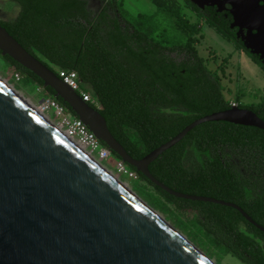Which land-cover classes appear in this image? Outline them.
Returning <instances> with one entry per match:
<instances>
[{"label": "trees", "instance_id": "trees-1", "mask_svg": "<svg viewBox=\"0 0 264 264\" xmlns=\"http://www.w3.org/2000/svg\"><path fill=\"white\" fill-rule=\"evenodd\" d=\"M11 1L20 6V12L13 19H0V24L58 76V69L76 70L82 87L101 102L98 110L112 134L136 159L173 138L197 118L232 107L223 96L220 80L206 67L190 41L172 47L157 41L152 14L135 15L118 0L109 1L98 14L91 0ZM178 1L151 0L157 11L168 12L192 38L200 32L199 26L180 12ZM182 1L209 27L249 53L224 15L216 10L205 15L191 0ZM177 47L188 49V59L177 62L165 54L167 49ZM2 56L15 72L42 86L45 96L54 98L76 116L52 88L45 87L42 79L10 56ZM260 66L264 69V64ZM237 105L253 110L264 120V97L258 106ZM220 144L240 152L246 174L233 166L237 161L224 164L205 160L210 149ZM190 153L196 160H188ZM129 167L167 202L193 213V223L220 254H230L243 264H264V232L236 209L177 198ZM149 169L176 191L237 203L264 227L263 130L223 121L203 123L159 156ZM157 203L165 206L159 199Z\"/></svg>", "mask_w": 264, "mask_h": 264}, {"label": "water", "instance_id": "water-1", "mask_svg": "<svg viewBox=\"0 0 264 264\" xmlns=\"http://www.w3.org/2000/svg\"><path fill=\"white\" fill-rule=\"evenodd\" d=\"M199 8L231 5L237 37L245 47L264 36V8L250 0H191ZM262 20V24L256 26ZM244 39V38H243ZM261 44V43H260ZM0 51L43 80L112 152L154 185L177 198L237 209L264 232L241 206L176 191L149 166L197 126L229 122L264 131V120L238 105L197 118L141 159L132 157L110 131L106 118L28 52L0 24ZM0 264H214L120 186L74 143L0 83Z\"/></svg>", "mask_w": 264, "mask_h": 264}, {"label": "rangeland", "instance_id": "rangeland-1", "mask_svg": "<svg viewBox=\"0 0 264 264\" xmlns=\"http://www.w3.org/2000/svg\"><path fill=\"white\" fill-rule=\"evenodd\" d=\"M109 1L111 0H91V7L98 14L101 9L108 5ZM118 1L122 2L123 6L135 15L139 13L154 15L153 22L157 26V29L154 31V37L160 43H169V46L172 47L174 46L173 44L183 46L190 41L191 46L196 49L206 67L220 80L222 93L227 101L256 106L262 103L264 97V70H261L258 65L253 64L248 55L235 50L231 43H228L224 37L209 27L204 20L197 17L184 1L180 2L179 0L177 2L180 4V12L189 18L190 21L197 23L200 29V32L191 35L192 38L189 37L187 32H183L176 25L175 20L168 15V12L157 11L151 0ZM19 12L20 6L16 2L0 0V19H13ZM165 54L177 62L188 59V49L181 50L179 47L167 49ZM56 68L58 69V67ZM14 74L15 71L11 65L0 54V79L12 86L24 99L30 101L38 108L41 99L46 95L45 89L36 82L27 81L23 76L21 80H16ZM254 89H256V93L258 94L256 97H254ZM44 114L54 124L57 123L55 116L50 113ZM234 150L239 152L235 148ZM188 160L196 159L190 153ZM100 164L111 172L115 178L127 184L131 191L146 203L148 207L155 211L171 228L180 233L182 237L193 244L214 264H243L230 254H220L213 245L207 242L206 238L202 236L192 221L194 220L193 213L179 210L173 204L167 202L146 181L140 178L133 179L120 173L116 168V158L114 156ZM241 164L246 166L244 162ZM245 166L243 169H245ZM157 199L162 201L165 206H160L157 203Z\"/></svg>", "mask_w": 264, "mask_h": 264}, {"label": "built area", "instance_id": "built-area-1", "mask_svg": "<svg viewBox=\"0 0 264 264\" xmlns=\"http://www.w3.org/2000/svg\"><path fill=\"white\" fill-rule=\"evenodd\" d=\"M60 78L74 89L85 102L94 104L95 108H100L99 102L92 96L89 91H86L79 79L76 70L58 69ZM14 77L16 80H21L22 75L20 72H15ZM237 105L236 103H232ZM38 107L46 114H52L56 117L57 123L55 124L59 130L65 134L71 141L73 140L90 156L102 163L113 157L112 151L107 147L97 136L89 129V127L80 120L77 116L68 112L67 109L60 104L57 100L51 97H43ZM116 168L120 173L126 176L138 179V174L132 170L121 159H116Z\"/></svg>", "mask_w": 264, "mask_h": 264}, {"label": "flooded vegetation", "instance_id": "flooded-vegetation-1", "mask_svg": "<svg viewBox=\"0 0 264 264\" xmlns=\"http://www.w3.org/2000/svg\"><path fill=\"white\" fill-rule=\"evenodd\" d=\"M250 1L251 2H257L260 7L264 8V0H250ZM195 6L197 8H199L197 5H195ZM231 8H232L231 5L226 4L222 11H218V8L216 6H205L204 8H199V9L205 15L209 14V12L212 11V10H216L219 15H221V14L224 15V17L226 18V21H229L230 27H231L232 31L235 32L236 37H237V32L239 31V28L238 27H232V23L234 21V18L232 16L231 12H230ZM191 11L194 12L195 15H197L196 12L193 9H191ZM262 22L263 21L260 20V22L258 24H255V25L259 26V25L262 24ZM247 32H248V30L246 28H244L243 29V33L241 34V36L237 37V39L242 43V45L244 47H245V40L247 39ZM257 33H258V31L256 29H253L252 30L253 38L248 40V43L252 44L254 46V49H260L261 45L264 44V36L261 37V38H256L255 36H256ZM228 43H231L233 45L234 49L237 50L239 53H244L245 55H248L250 61L253 64L258 65L261 70H264L260 66V64H264V52L263 53L261 52V53L252 54L250 52V50H248L245 47L249 51V53H247L244 50H242L240 48H237L232 42L228 41ZM238 88H239V85H238ZM254 90H255L254 91V97H256L258 94L256 93V89H254ZM101 108H102V104H101ZM241 108H243V107H241ZM210 151H211V153L208 154V156L205 157V160H208V162L221 161L222 163L226 164L228 161H235V162L237 161L239 164L237 163V165H233V166L234 167H238L239 173L245 174V169H243L244 167L241 164L243 162V157H242V155L239 152H236L234 150V148H231V146H229V145H225L224 146V145L220 144V145H218L216 147L211 148ZM228 202H230V201H228ZM232 203H235V202H232ZM235 204H237V203H235Z\"/></svg>", "mask_w": 264, "mask_h": 264}, {"label": "bare ground", "instance_id": "bare-ground-1", "mask_svg": "<svg viewBox=\"0 0 264 264\" xmlns=\"http://www.w3.org/2000/svg\"><path fill=\"white\" fill-rule=\"evenodd\" d=\"M0 83L5 86L9 91H11L15 96H17L22 102H24L29 108H31L39 117H41L46 123H48L50 126H52L57 131H60L59 128L43 113V111L35 105H33L30 101L24 99L17 91L7 84L5 81L0 79ZM61 132V131H60ZM72 142L74 145L79 148L87 157H89L94 163H96L104 172H106L110 177H112L120 186H122L124 189H126L129 193H131L138 201H140L144 206H146L158 219H160L163 223H165L168 227H170L155 211H153L150 207L146 205L131 189L127 186V184L123 183L122 181L118 180L113 176L111 172H109L106 168H104L95 158L90 156L85 150L80 147L77 143H75L73 140ZM171 228V227H170ZM176 234L182 237L180 233H178L176 230L171 228ZM185 241H187L184 237H182ZM188 242V241H187Z\"/></svg>", "mask_w": 264, "mask_h": 264}]
</instances>
